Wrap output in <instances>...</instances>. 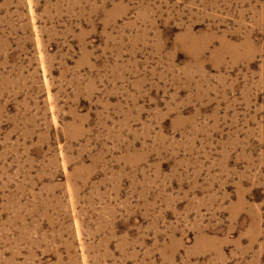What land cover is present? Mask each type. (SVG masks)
<instances>
[{
  "label": "rangeland",
  "instance_id": "obj_1",
  "mask_svg": "<svg viewBox=\"0 0 264 264\" xmlns=\"http://www.w3.org/2000/svg\"><path fill=\"white\" fill-rule=\"evenodd\" d=\"M0 264H264V0H0Z\"/></svg>",
  "mask_w": 264,
  "mask_h": 264
}]
</instances>
